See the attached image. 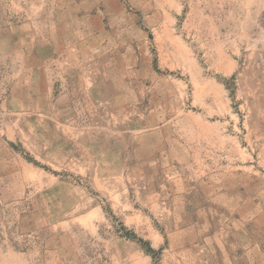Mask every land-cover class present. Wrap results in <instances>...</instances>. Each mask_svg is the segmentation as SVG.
Here are the masks:
<instances>
[{"label": "rangeland", "instance_id": "obj_1", "mask_svg": "<svg viewBox=\"0 0 264 264\" xmlns=\"http://www.w3.org/2000/svg\"><path fill=\"white\" fill-rule=\"evenodd\" d=\"M79 2L0 0V250L264 264V0Z\"/></svg>", "mask_w": 264, "mask_h": 264}, {"label": "crops", "instance_id": "obj_2", "mask_svg": "<svg viewBox=\"0 0 264 264\" xmlns=\"http://www.w3.org/2000/svg\"><path fill=\"white\" fill-rule=\"evenodd\" d=\"M92 6L90 7V0H80L79 4H77V6H75L74 8H72V12L71 15H73L74 17L77 18V22L80 20L81 16L84 15H88V13L90 12ZM21 24V25H19ZM27 27L21 23H18V27L16 26V24L13 22H9L7 27L2 28L3 30V36L0 40V47L2 48V50L7 53V56H4L5 58H7V60H13L15 59V55H17L16 53V46L17 43L14 41V39L12 38V35L14 32H16L17 30L21 31L23 29H26ZM18 44H21L18 43ZM22 44H26V41H24ZM19 55V54H18ZM25 55V54H23ZM25 67V66H24ZM10 79V78H9ZM24 80H26L24 78ZM17 88V86H14L15 90ZM14 95H16L18 92V90L16 89L15 91H13ZM26 256L25 255H19L16 253H8L5 254L2 250H0V264H14V261H23Z\"/></svg>", "mask_w": 264, "mask_h": 264}, {"label": "trees", "instance_id": "obj_3", "mask_svg": "<svg viewBox=\"0 0 264 264\" xmlns=\"http://www.w3.org/2000/svg\"><path fill=\"white\" fill-rule=\"evenodd\" d=\"M124 232H125V235L124 237L128 238V239H132V240H136L137 242L141 243V244H144L143 240L141 239H138L136 237V235L130 231H128L126 228L123 227L122 229ZM149 252L152 254L154 253V251L152 249H149Z\"/></svg>", "mask_w": 264, "mask_h": 264}]
</instances>
